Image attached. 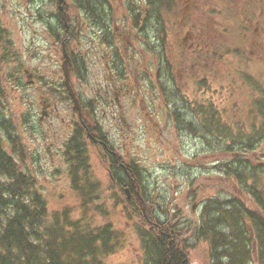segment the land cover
Instances as JSON below:
<instances>
[{
	"label": "rangeland",
	"instance_id": "1",
	"mask_svg": "<svg viewBox=\"0 0 264 264\" xmlns=\"http://www.w3.org/2000/svg\"><path fill=\"white\" fill-rule=\"evenodd\" d=\"M111 2L116 10L119 8L125 12L124 0ZM58 8V0H0V76L5 85L0 118L12 123L25 153V160L19 156L17 159L34 171L50 214L69 208L73 221L91 223L93 228L110 224L115 231H119L123 247L106 256L104 264H146L148 256L138 234L140 225L149 229L147 220L154 222L160 218L168 226L177 224L184 232L181 240L187 241L192 234L193 224L202 217L205 202L218 194L239 196L246 206L253 207L248 195L214 171L216 165L230 159L222 155L223 149L219 150L224 142L214 139L211 134L208 139H199L205 131L201 130V134L197 135L191 132V127L182 126L181 129L174 118H166L170 110L166 112L164 101L160 99L157 74L151 68H142L144 60L138 54L136 61L140 63L135 66L137 71H128L124 84L130 87V93L123 99L126 104L123 115L127 123L120 121L118 125L109 112L104 117L102 113H97V118L102 120V132L124 164L136 163L140 167L143 194L138 191L136 194L135 191L128 197L125 190L115 187L110 177L107 152L90 140L86 142L89 162L95 181L100 186V198L91 201L90 208L86 209H91L88 213L83 211L82 202L72 190V165L65 155L66 143L74 133L71 127L80 123L77 113L75 115L73 112V103L66 98L67 94L54 90L64 81L62 49L57 42L65 36L60 31ZM64 11L68 22L76 30L78 23L89 25V19L95 22V17L85 13L79 0L77 3L67 0ZM239 24L230 23V46H241ZM118 27L120 33H128V26L119 22ZM167 29L169 53L174 62L176 57L179 58L177 29L180 30V27L168 23ZM79 38L71 39L69 51L70 54L78 51L87 54L85 72L80 79L75 71L72 85L87 103L99 96L97 86L100 85L102 90L105 78L116 75L109 74L106 59L95 53L96 47L100 48L101 44L95 42L93 27L82 28ZM121 41L124 43L123 48L129 45L126 36ZM248 58L249 63H245L247 80L257 73L254 53ZM119 61L124 64L121 59ZM32 74L34 76L29 78ZM226 77H213L209 89L203 91L184 78L185 99L189 103L197 100L201 107L212 104L221 111V121L229 125L239 123L242 127V123L251 121L248 116L253 100H264V95L255 91V86L244 85L239 76ZM177 80L180 84L178 77ZM199 80L196 78L194 82ZM28 81H33V85L28 84ZM46 100L56 103L57 111L41 120ZM171 100L182 104L173 96ZM130 105L133 108L127 107ZM80 117V122L89 123L92 116L83 112ZM92 135L99 140L95 133ZM4 146L10 153L7 142ZM263 148H259L258 153H264ZM133 209L140 211L136 213ZM175 215L179 217L173 218ZM188 247L186 249L192 264H209L206 243L189 244ZM254 263L258 264L256 258Z\"/></svg>",
	"mask_w": 264,
	"mask_h": 264
},
{
	"label": "trees",
	"instance_id": "2",
	"mask_svg": "<svg viewBox=\"0 0 264 264\" xmlns=\"http://www.w3.org/2000/svg\"><path fill=\"white\" fill-rule=\"evenodd\" d=\"M79 2L89 15H100L101 0ZM4 86L0 76V107ZM198 110L196 122L188 124L191 132L198 135L202 130L203 139L211 134L224 142L219 150L223 149L222 155L230 159L223 160L214 170L248 195L253 207L246 206L236 195L220 194L206 201L202 217L198 223H192L194 228L187 241L181 240L184 232L177 224L168 226L159 221L154 231L140 225L138 235L148 256L146 264H192L186 248L199 242L207 245L209 264H255V258L258 264H264V153H258L264 147V106L252 104L248 116L251 121L242 123V127L239 123L225 124L213 107ZM1 118L0 264H104L106 256L123 247L119 231L110 224L93 228L91 223L73 221L69 208L50 214L34 171L17 159L19 156L25 160V153L12 123ZM73 137L66 143L65 155L72 165V190L88 213L91 201L100 198V186L89 162L83 129L79 128ZM113 167L118 186L125 183L115 162ZM138 168L133 163L127 171L131 177L129 187L132 179L138 184L142 182Z\"/></svg>",
	"mask_w": 264,
	"mask_h": 264
},
{
	"label": "flooded vegetation",
	"instance_id": "3",
	"mask_svg": "<svg viewBox=\"0 0 264 264\" xmlns=\"http://www.w3.org/2000/svg\"><path fill=\"white\" fill-rule=\"evenodd\" d=\"M101 1L102 11L95 18L98 26L95 23L90 24L96 27L95 42L101 44L100 48L96 47V55L106 59V68L109 69V74L113 75L111 65H116L125 72L136 70L135 66L140 63L136 59L140 54L144 60L141 64L142 68L145 67L147 70L151 68L152 72L157 74L160 99L164 101L166 112L170 110L166 118H174L181 129L182 124L186 128L196 120L200 111L198 108L213 107L212 104L201 107L197 100L189 103L185 99L186 93L183 89L185 85L182 84L184 78L203 91L209 89L210 79L213 77L227 76V79L229 76H239L244 85H253L255 91H260L261 96L264 95V0H124V13L119 8L116 10L111 0ZM119 21L120 24L128 26L126 35L118 31ZM168 23H174L175 27H180L181 30L177 29L179 58L176 57L174 62L168 48ZM230 23H240L238 26L242 34L240 47L230 46ZM84 24L86 23H78L77 40L80 39L82 28L90 27L87 24L84 27ZM72 31L74 30L69 26L66 30L68 39ZM124 36L129 44L126 48H123L124 43L121 41ZM139 45L144 48L140 50ZM253 53L257 73L247 80L245 63H249L248 55ZM119 58L124 64H119ZM196 78L201 80L194 82ZM125 82V76L105 78L103 92L98 85L99 96L90 99L87 103L80 94L83 103L76 112L73 111L75 115L77 113L80 123L74 124L75 127L72 125L74 133L76 128L82 127L86 132L85 141L88 143L93 140L97 145H101L103 151L107 152L106 158L110 166L118 152L102 132L103 122L97 118V113H102L104 117L109 112L112 120L117 121L118 125L120 121L127 123L123 115L125 104L123 99L130 93V87L124 85ZM171 96L182 104L172 101ZM47 106V116L57 111L56 103H49ZM127 107L133 108L131 105ZM215 109L222 119L221 111ZM83 112L92 116L89 123L80 122ZM199 118H202V110ZM180 120L184 123H180ZM88 130L95 133L99 140ZM115 167L124 175L122 178L126 182L121 185H127L128 179H131L127 172L130 167L121 163L115 164ZM112 180L118 182V178L114 176ZM132 185L134 187L133 180Z\"/></svg>",
	"mask_w": 264,
	"mask_h": 264
},
{
	"label": "water",
	"instance_id": "4",
	"mask_svg": "<svg viewBox=\"0 0 264 264\" xmlns=\"http://www.w3.org/2000/svg\"><path fill=\"white\" fill-rule=\"evenodd\" d=\"M60 4L65 3V0H59ZM61 10H63V6L60 7ZM64 62H63V71H64V76H65V85L67 86L69 95L72 97L73 101L75 102V105H78V100L75 96V93L70 85V71H69V65L71 63V59L68 56L67 52L64 50ZM32 76L30 75L29 78Z\"/></svg>",
	"mask_w": 264,
	"mask_h": 264
},
{
	"label": "bare ground",
	"instance_id": "5",
	"mask_svg": "<svg viewBox=\"0 0 264 264\" xmlns=\"http://www.w3.org/2000/svg\"><path fill=\"white\" fill-rule=\"evenodd\" d=\"M95 25L98 26V22H95Z\"/></svg>",
	"mask_w": 264,
	"mask_h": 264
}]
</instances>
